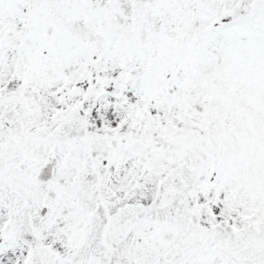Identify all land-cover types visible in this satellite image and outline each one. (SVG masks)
I'll return each mask as SVG.
<instances>
[{
	"label": "snow or ice",
	"instance_id": "obj_1",
	"mask_svg": "<svg viewBox=\"0 0 264 264\" xmlns=\"http://www.w3.org/2000/svg\"><path fill=\"white\" fill-rule=\"evenodd\" d=\"M0 264H264V0H0Z\"/></svg>",
	"mask_w": 264,
	"mask_h": 264
}]
</instances>
